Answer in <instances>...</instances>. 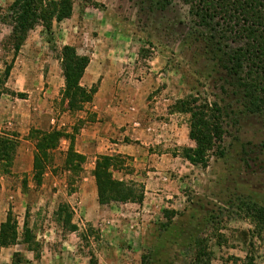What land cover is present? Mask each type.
<instances>
[{"label":"rangeland","instance_id":"1","mask_svg":"<svg viewBox=\"0 0 264 264\" xmlns=\"http://www.w3.org/2000/svg\"><path fill=\"white\" fill-rule=\"evenodd\" d=\"M8 33L0 24V43ZM215 36L179 0L162 9L154 0H73L68 19L47 34L36 26L13 58L0 50V136L14 142L0 171V224L9 212L16 236L0 247V264L14 253L21 264H87L90 255L96 264H195L199 250L209 264H264V114L248 111L221 69L232 45ZM63 46L87 58L78 84L94 90L74 111L59 96ZM188 95L222 116V155L214 147L203 168L179 155L193 145L188 115L174 109ZM31 130L65 134L46 150L37 181ZM68 151L82 159L65 164ZM99 156L111 159L112 179L142 187L141 203L97 202ZM61 204L75 232L55 221ZM25 229L37 259L21 242Z\"/></svg>","mask_w":264,"mask_h":264},{"label":"trees","instance_id":"2","mask_svg":"<svg viewBox=\"0 0 264 264\" xmlns=\"http://www.w3.org/2000/svg\"><path fill=\"white\" fill-rule=\"evenodd\" d=\"M162 9L173 0H154ZM189 7V12L202 26L208 27L217 42H230L231 48L220 60V67L234 79L235 85L241 90L242 97L250 113L264 114V0H179ZM73 0H12L6 8H0V24L9 28V33L0 43V50L12 58L18 53L27 34L36 26H40L45 34L50 32L52 22L58 23L68 19L72 11ZM211 41V40H210ZM217 42L213 43L217 47ZM211 43V42H210ZM212 44V43H211ZM88 63L87 58L77 56L70 46H63L60 51V67L63 77V87L59 96L61 100L71 103V110H78L81 103L90 100L93 89L86 90L79 86L83 71ZM11 62L4 65L3 77L8 75ZM21 95V94H16ZM175 111L188 115L187 138L192 142L191 147H182L180 157L195 167H205L208 154L221 156L218 145L224 134L222 116L215 104H209L198 97L188 95L178 100ZM33 133L34 152L32 155V179L38 180L40 162L47 157L46 150L54 146L63 133L52 131ZM14 142L0 136V171L5 173L7 163L11 160ZM217 149V150H216ZM82 159L71 151L64 154V163ZM109 157L99 156L95 159L92 175L96 187L97 202L135 203L142 201V187L136 184L124 183L111 178L107 172ZM260 215L261 209L254 210ZM55 221L67 232H75L76 227L70 222V214L65 204L57 207ZM13 222L8 212L5 221L0 224V247L15 243ZM82 239L85 236L81 235ZM21 242L26 250L38 258V244L28 230H24ZM201 253V254H200ZM204 254L199 250L195 254V264H209L203 259ZM23 258L17 253L12 254L11 264H21ZM87 264H96V259L90 255ZM241 264H253L250 257H244Z\"/></svg>","mask_w":264,"mask_h":264}]
</instances>
